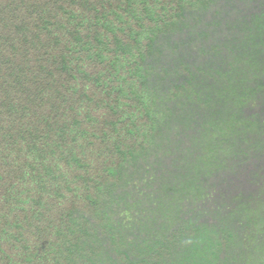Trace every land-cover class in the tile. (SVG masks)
Instances as JSON below:
<instances>
[{
    "label": "trees",
    "instance_id": "16d2710c",
    "mask_svg": "<svg viewBox=\"0 0 264 264\" xmlns=\"http://www.w3.org/2000/svg\"><path fill=\"white\" fill-rule=\"evenodd\" d=\"M0 264H264V0H0Z\"/></svg>",
    "mask_w": 264,
    "mask_h": 264
},
{
    "label": "rangeland",
    "instance_id": "374dc122",
    "mask_svg": "<svg viewBox=\"0 0 264 264\" xmlns=\"http://www.w3.org/2000/svg\"><path fill=\"white\" fill-rule=\"evenodd\" d=\"M241 4L242 5H246V6H244V7H246V8H249V7H247V5L249 6V5H251V6H258L259 5V3H256V2H250V3H243V2H241ZM240 7H241V5H240ZM224 31L226 32L227 30H226V28L224 27ZM224 32V33H225ZM263 100V99H262ZM262 100H260V101H262ZM249 164H252V163H249ZM153 176V174H151L150 176H148V178H150V177H152ZM244 187H246V186H249V185H254V187L255 188H257V186H259L260 184L259 183H254V184H251L250 182H247V180H244ZM234 187L237 189V191L236 192H238L241 188H242V186H241V184H234ZM143 190H145V191H147L148 189H143ZM235 192V193H236Z\"/></svg>",
    "mask_w": 264,
    "mask_h": 264
}]
</instances>
